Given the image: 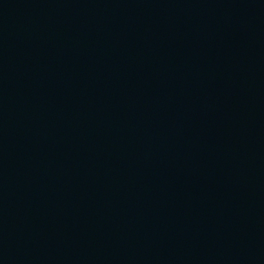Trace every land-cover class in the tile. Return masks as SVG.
I'll return each instance as SVG.
<instances>
[{
	"label": "water",
	"instance_id": "1",
	"mask_svg": "<svg viewBox=\"0 0 264 264\" xmlns=\"http://www.w3.org/2000/svg\"><path fill=\"white\" fill-rule=\"evenodd\" d=\"M0 264H264V0H0Z\"/></svg>",
	"mask_w": 264,
	"mask_h": 264
}]
</instances>
